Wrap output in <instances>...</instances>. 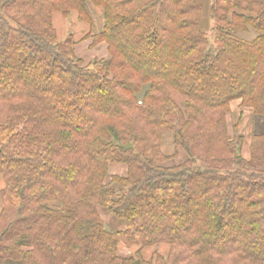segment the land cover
<instances>
[{
    "label": "trees",
    "instance_id": "16d2710c",
    "mask_svg": "<svg viewBox=\"0 0 264 264\" xmlns=\"http://www.w3.org/2000/svg\"><path fill=\"white\" fill-rule=\"evenodd\" d=\"M87 4L107 58L85 65L52 17L91 28ZM238 100L264 118V0H0V264H264V134L242 157Z\"/></svg>",
    "mask_w": 264,
    "mask_h": 264
},
{
    "label": "rangeland",
    "instance_id": "374dc122",
    "mask_svg": "<svg viewBox=\"0 0 264 264\" xmlns=\"http://www.w3.org/2000/svg\"><path fill=\"white\" fill-rule=\"evenodd\" d=\"M76 14L77 13L73 12L66 18L60 16L59 14L53 15V27L57 32L58 38L62 40L65 36L72 35L76 43L75 55L80 58L85 65L91 63L92 61H100L106 59V45L104 43H99L93 46V38L86 37V35L90 31H92V28H94L93 23L90 28L88 24L86 25V23L78 21ZM93 18L95 20L96 26H98L99 22L97 17L93 16ZM202 24V29L205 30L209 35L211 27L210 22L208 25L206 23ZM227 124L228 135L231 139H234V137L236 136H240L243 138L241 155L242 157L244 156V158H249L252 136L256 134H264V118L253 114L252 108L243 105L241 101L238 100L232 102L229 106V112L227 114ZM170 138V136H166L162 141V150L165 154L168 153L166 151V147L171 146ZM185 158L186 156L184 152L181 149H178V151H176V157L169 159L167 164L170 166L176 165L182 162ZM122 166L125 167L124 165ZM99 211L101 219L105 222L109 230L118 231L125 228V225L122 221L113 219L103 208H101Z\"/></svg>",
    "mask_w": 264,
    "mask_h": 264
},
{
    "label": "crops",
    "instance_id": "0c3cea01",
    "mask_svg": "<svg viewBox=\"0 0 264 264\" xmlns=\"http://www.w3.org/2000/svg\"><path fill=\"white\" fill-rule=\"evenodd\" d=\"M86 8H87V11L89 12V15H90V18H91V22L93 23V26H94V28H92V33H95V32L97 33V32H99L101 30V26H102V13H101V10H100V8H96V7L92 6L91 4H87ZM93 16L97 17L98 22H99L98 26H96ZM77 20H78V15H77ZM203 23L204 24L206 23L208 25L209 21L207 20V21H204ZM91 26H92V24H91ZM106 57H104V58H106ZM166 151L168 152L167 154H171L173 152L172 145L166 147ZM245 158H248V157H245ZM109 173H110V175L124 176L126 174V167H123L122 165H114V166L111 165L109 167ZM119 253L122 256H130V255L133 254V251L130 250V249H127L125 247H120ZM148 254L149 253L147 252L146 255H148Z\"/></svg>",
    "mask_w": 264,
    "mask_h": 264
}]
</instances>
